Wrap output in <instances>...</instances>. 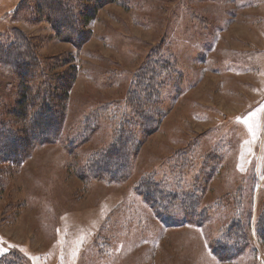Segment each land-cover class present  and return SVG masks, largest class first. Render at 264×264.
I'll return each mask as SVG.
<instances>
[{
    "label": "rangeland",
    "instance_id": "rangeland-1",
    "mask_svg": "<svg viewBox=\"0 0 264 264\" xmlns=\"http://www.w3.org/2000/svg\"><path fill=\"white\" fill-rule=\"evenodd\" d=\"M0 121V264H264V0H0Z\"/></svg>",
    "mask_w": 264,
    "mask_h": 264
},
{
    "label": "trees",
    "instance_id": "trees-1",
    "mask_svg": "<svg viewBox=\"0 0 264 264\" xmlns=\"http://www.w3.org/2000/svg\"><path fill=\"white\" fill-rule=\"evenodd\" d=\"M149 70H150V68H149ZM150 71H152V80L149 82V87L145 84V83H147L146 79L141 78L139 83L135 87L136 88L135 91H133V93H131V103L132 104H135V103L140 104L141 99H140L139 94L144 93V92H148V95L146 94L144 96V98L146 100H151V101L156 100L157 101L159 99V97H160L159 94H160V90H161V82L158 81V78L156 77V74L153 72V70H150ZM155 77H156V79H155ZM27 96H28V92L27 93L23 92L22 101L18 104L19 105V107H18L19 111L16 112L15 116H14V117H16V120H18L21 123H24L26 121L25 119L29 115L30 107H29V102L26 98ZM58 96H60V94ZM137 107H138L137 115L139 116V120H141V123H144L145 125H147V128H145V129H147V130L149 129V131H151V133L154 132L159 125V119L161 118L162 114L159 113L158 111H156L154 113V115H153V113L149 115L147 112H144V110L139 109L140 105H137ZM46 109H47L46 111H48V113H50V110H51L50 107H47ZM24 117H26V118H24ZM42 117H43V121H42V123H43L45 120L44 114H43L42 110H40L39 114L37 115L36 121H39V119ZM22 120H25V121H22ZM32 120H34V119H32ZM47 120H48V118H47ZM127 120H129V119H127ZM0 123L3 124L2 126L0 125V144H2L1 146H3V148L10 147V146L11 147L16 146L18 143V140L21 139L18 135H16L17 132L8 131V128H9L8 125L6 126V123L4 124L1 121H0ZM39 123L40 122L34 123L32 125V127L36 128V125H39ZM125 125H128V124H125ZM4 128H7V130ZM124 130L125 129H122L118 132L117 140L115 141L114 146H113V149H114L113 152L115 151V155L114 156L111 155L110 157L117 156L120 159H125L124 164L129 165L130 151L126 150V148H125L126 144L125 143L130 142V145H132L135 141V137H134L133 133L131 135L129 133L124 132ZM125 135H127V136H125ZM6 143H7V146H5ZM135 147L136 146L132 147L130 150H133ZM7 153H11V152H7ZM108 159H111V158H108ZM97 169L98 170L102 169V165H99L97 167ZM101 173H106V172L103 170ZM149 195H150V193L148 191V197L147 198L150 199Z\"/></svg>",
    "mask_w": 264,
    "mask_h": 264
}]
</instances>
